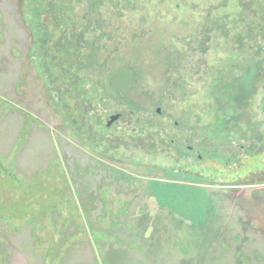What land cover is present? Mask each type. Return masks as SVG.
<instances>
[{"label": "rangeland", "instance_id": "rangeland-1", "mask_svg": "<svg viewBox=\"0 0 264 264\" xmlns=\"http://www.w3.org/2000/svg\"><path fill=\"white\" fill-rule=\"evenodd\" d=\"M30 1L0 0V264H264L262 0L217 25L210 1L70 0L60 84Z\"/></svg>", "mask_w": 264, "mask_h": 264}, {"label": "trees", "instance_id": "trees-1", "mask_svg": "<svg viewBox=\"0 0 264 264\" xmlns=\"http://www.w3.org/2000/svg\"><path fill=\"white\" fill-rule=\"evenodd\" d=\"M207 1H210L208 4L210 13L208 14L214 15L212 21H214V24L217 25L220 19V12L229 7L231 0H173V2H177L178 7L189 6L190 4L203 7L205 6L203 4H206ZM91 2L93 3L94 12L101 15V9L106 4V0H92ZM262 2L263 4L261 7L253 11V14H264V0H262ZM255 3V0L239 1V5L244 10H251ZM71 4L72 1L70 0H31L27 7L29 13L34 15H32V23L36 24L35 55L38 58L39 67H41L45 73L49 74V78L53 82L58 84L61 83L62 70L67 72L70 68L75 67L78 63V58L83 54V46H80L78 49V43L75 41H69L67 35L64 34L65 31H63L62 23L68 21V18L73 16V10L70 8ZM256 24L257 21L255 19L253 24L252 22L249 24V29H253L254 31L256 26H259L260 33L264 36V15L263 20L258 22L257 25ZM224 27L227 28L226 26ZM226 33L229 35V31H226ZM199 36H201V33ZM101 38L102 37L99 36L96 41H100L99 39ZM261 54L262 52L260 51L257 54L255 61H251L252 64L250 65L249 70L245 71L246 73L243 76V79L245 80L240 81L242 86L246 84L245 88L253 86L257 81L258 75L252 74L251 70L252 68H258V63L256 62H261L258 58ZM61 93L63 94L62 100L68 101V95L70 96L71 93L69 88L61 90ZM73 94L74 99L71 101V110L73 111L74 108V115H76L80 111L77 104L79 101V93H77L74 89ZM74 122L76 123V121Z\"/></svg>", "mask_w": 264, "mask_h": 264}, {"label": "water", "instance_id": "water-1", "mask_svg": "<svg viewBox=\"0 0 264 264\" xmlns=\"http://www.w3.org/2000/svg\"><path fill=\"white\" fill-rule=\"evenodd\" d=\"M160 111V110H159ZM121 117V114H115L110 117L108 120V126H111L114 122H116Z\"/></svg>", "mask_w": 264, "mask_h": 264}, {"label": "flooded vegetation", "instance_id": "flooded-vegetation-1", "mask_svg": "<svg viewBox=\"0 0 264 264\" xmlns=\"http://www.w3.org/2000/svg\"><path fill=\"white\" fill-rule=\"evenodd\" d=\"M108 120H109V119H107V121H106V125H107V126H108Z\"/></svg>", "mask_w": 264, "mask_h": 264}]
</instances>
